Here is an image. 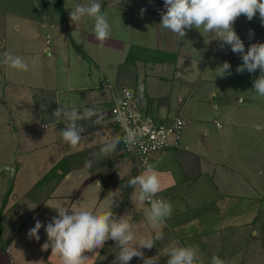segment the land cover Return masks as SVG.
Returning <instances> with one entry per match:
<instances>
[{"label": "crops", "instance_id": "crops-1", "mask_svg": "<svg viewBox=\"0 0 264 264\" xmlns=\"http://www.w3.org/2000/svg\"><path fill=\"white\" fill-rule=\"evenodd\" d=\"M90 2L0 0V170L12 171L14 179L0 203V264H61L51 247L42 248L44 228L39 241L29 238V230L36 220L46 226L57 215L48 204L110 208V192L118 194L114 215H126L138 238L163 233L151 250H143L146 257L158 256L159 264H167V251L174 246L196 248L201 264H211L213 256L224 264H251L244 256L255 254L249 253L247 236L264 227V97L253 90L259 70L233 72L241 56L229 46L221 49L211 34L205 33L206 44L196 28L185 37L163 28L164 0H97L111 25L101 44L93 19L85 17L78 25L70 20L71 8ZM234 28L246 50L264 42L258 13L251 21L239 17ZM49 32L54 34L50 43ZM9 53L21 56L28 70L5 64ZM225 61L232 74L216 76ZM111 85L135 89L154 115L171 118L181 112L186 120L185 147L155 153L149 162L160 179L159 193L172 205L171 215L155 230L146 219L147 203L135 207L134 189L122 187L144 170L122 142L107 155L101 152L98 133L108 140L119 137L110 112L117 90ZM61 105L80 112L95 109L102 116L100 123L97 116L77 122L84 132L75 148L61 136L66 118L53 116ZM257 240L262 251L264 237ZM118 251L110 239L86 253L87 264H113ZM261 257L252 262L264 264ZM130 264L142 261L134 257Z\"/></svg>", "mask_w": 264, "mask_h": 264}, {"label": "clouds", "instance_id": "clouds-1", "mask_svg": "<svg viewBox=\"0 0 264 264\" xmlns=\"http://www.w3.org/2000/svg\"><path fill=\"white\" fill-rule=\"evenodd\" d=\"M164 7L166 11L161 12L160 23L163 28L181 37H185L187 31L192 28L200 30L204 36L205 33L211 34L214 36L213 39L220 42L221 49L229 46L233 53L241 56L242 63L236 68L237 73L255 74L259 70V76L253 80V90L258 96L264 97V42L252 43L246 50L244 40L234 28L239 17L244 16L251 21L257 13L264 23V0H164ZM101 9L102 4L97 0H91L89 4H77L71 8L70 20L78 25L85 17L93 19V33L96 40L103 44L110 37L111 25ZM144 11L145 9H141V13ZM253 37L254 32L250 30L249 39ZM209 41L205 36V43ZM3 62L16 70L27 71L29 68L28 63L21 56L10 53L5 56ZM215 71L216 76L231 75V64L225 61ZM53 116L57 120L63 116L68 121L60 132L63 141L73 148L79 145L84 132L83 127L77 122L91 119L93 116L98 117L96 123H100L102 119L95 109H85L80 112L62 105L54 111ZM98 134L102 137L101 152L105 155L114 151L121 141L129 149L137 142L136 134L130 130H126L122 138L115 137L110 140L104 139L102 132ZM91 166V160L85 162V167ZM118 175L123 180L124 172L121 169ZM122 187L134 189L131 199L135 207L145 202L150 205L146 219L152 229H157L171 215V203L155 198L161 191V185L153 165L146 164L144 171L129 179ZM117 196L116 192L109 193L108 197L113 200L110 208L98 205L69 210L48 204L57 211V215L53 216L46 226L36 220L28 236L39 241V232L44 228L47 242L42 248L47 250L51 247L52 255L59 256L61 264H87L90 257L86 253H95L110 239L119 247L113 264H130L134 257L142 261V264H159L158 256L146 257L143 250H151L156 245V241L163 239V233L157 230L151 236L138 238L126 215L119 217L114 215L112 209L114 198ZM167 264H201V260L196 248L174 246L167 251ZM211 264H224V262L218 256H213Z\"/></svg>", "mask_w": 264, "mask_h": 264}, {"label": "built area", "instance_id": "built-area-1", "mask_svg": "<svg viewBox=\"0 0 264 264\" xmlns=\"http://www.w3.org/2000/svg\"><path fill=\"white\" fill-rule=\"evenodd\" d=\"M53 35L51 32L47 33L48 43L53 39ZM111 86L117 90L110 108L112 122L119 137L122 138L126 130L136 134L137 142L133 148L129 149L123 141L121 142L124 151L136 161L140 171L149 164L153 154L169 148L185 147L182 135L186 120L181 112L171 118L154 115L143 106L142 98L135 89L127 85ZM155 198L164 199V196L158 193Z\"/></svg>", "mask_w": 264, "mask_h": 264}, {"label": "rangeland", "instance_id": "rangeland-1", "mask_svg": "<svg viewBox=\"0 0 264 264\" xmlns=\"http://www.w3.org/2000/svg\"><path fill=\"white\" fill-rule=\"evenodd\" d=\"M231 71H232V69H231ZM233 72H236V69H235L234 66H233ZM1 122H3L2 113H1ZM2 135H3V133L1 131V137H2ZM8 172H11V174H12V171L7 170V168L3 169V170H0V203L2 201V198L4 196V193H5L6 189H7V187H9V185L11 183H14V179L11 180L12 177H11V175H9ZM5 174H7V175H5ZM147 205H148V203H147ZM261 232L258 235L254 236V237L247 236V243H248L247 248H249V253H254L255 252V254L254 255L245 254L244 256H245L246 260L251 261V264H255V263L252 262L253 260H255V258L259 259L262 256L261 258L264 259V256H263L264 255V248L262 249V251H260L261 244L259 242H257L258 241L257 239H260V238L263 239V237H264V227L262 228ZM255 242L259 243V245H260L259 249L257 251L255 249H252L253 248L252 245ZM6 252L9 253V249H6Z\"/></svg>", "mask_w": 264, "mask_h": 264}, {"label": "trees", "instance_id": "trees-1", "mask_svg": "<svg viewBox=\"0 0 264 264\" xmlns=\"http://www.w3.org/2000/svg\"><path fill=\"white\" fill-rule=\"evenodd\" d=\"M59 4H61V0H59ZM62 8V7H61ZM53 173V171L51 170V171H49L40 181L41 182H44L47 178H48V176H50V174H52ZM10 190H11V188H9V190H8V192H7V195H8V193L10 192ZM6 195V196H7ZM3 207H4V204H3V206L1 207V213H2V210H3Z\"/></svg>", "mask_w": 264, "mask_h": 264}]
</instances>
